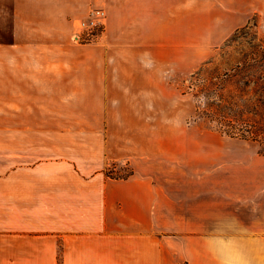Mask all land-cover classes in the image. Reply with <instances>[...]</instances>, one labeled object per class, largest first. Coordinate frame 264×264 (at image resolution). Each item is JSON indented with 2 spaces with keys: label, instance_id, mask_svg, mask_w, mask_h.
Wrapping results in <instances>:
<instances>
[{
  "label": "crops",
  "instance_id": "1",
  "mask_svg": "<svg viewBox=\"0 0 264 264\" xmlns=\"http://www.w3.org/2000/svg\"><path fill=\"white\" fill-rule=\"evenodd\" d=\"M106 3V29L88 59L78 66L45 64L37 75L45 84V106L118 104L123 98L134 104L142 95L153 98L138 92L137 73L146 74L155 88L163 50L173 55L179 46L192 50L197 43L199 55L209 61L255 14L264 16V0ZM177 30L184 33L180 42ZM90 118L89 128L72 129L61 124L63 119L57 125L47 119L38 131L61 141L108 131L105 117ZM85 146L97 154L95 146ZM52 147L51 152L45 145V166L36 169L41 178L0 180V264H178L179 259L264 264V155L259 150L249 162L251 175L238 164L232 168L242 180H197L195 193L186 194L185 201L167 198L173 202L164 215L156 180H107L96 162L80 165L67 156L49 157L61 149ZM199 170L207 174V167ZM163 228L182 236L163 237Z\"/></svg>",
  "mask_w": 264,
  "mask_h": 264
},
{
  "label": "rangeland",
  "instance_id": "2",
  "mask_svg": "<svg viewBox=\"0 0 264 264\" xmlns=\"http://www.w3.org/2000/svg\"><path fill=\"white\" fill-rule=\"evenodd\" d=\"M98 9L106 11L107 24L106 0H0V180H35L40 172L36 169L45 166V145L51 152L56 149L52 146H61L56 154L47 153L51 158L67 156L80 165L96 162L97 172L107 180H156L163 191L164 215L173 202L167 198L185 201L186 194L195 193L197 180H242L233 165L250 169L260 145L227 136L197 114L205 108L207 88L215 77L230 70L243 54L264 51V16L255 14L239 37L229 43L234 32L209 61L207 55H199L197 43L192 50L179 46L173 55L163 50L155 88L146 74L137 73L138 92L153 98L142 95L134 104L123 98L118 104L45 106V84L37 75L45 64L78 66L88 59L89 50L100 46L106 24L97 36L87 34L76 42L74 35L80 21ZM176 35L178 42L184 39L182 31ZM170 62L174 67L167 68ZM236 79L229 90L235 89ZM94 116L106 118L108 131L63 141L38 131L45 129L47 119L56 125L63 119L61 124L71 129L89 128ZM85 145L95 146L97 154ZM202 167H207V174L199 170ZM162 235L182 236L169 228H163ZM177 263L187 264L184 259Z\"/></svg>",
  "mask_w": 264,
  "mask_h": 264
},
{
  "label": "trees",
  "instance_id": "3",
  "mask_svg": "<svg viewBox=\"0 0 264 264\" xmlns=\"http://www.w3.org/2000/svg\"><path fill=\"white\" fill-rule=\"evenodd\" d=\"M237 59L230 70L214 78L207 88L205 108L197 115L215 123L227 136L258 143L259 153L264 155V51L243 54ZM234 78H237L236 87L229 90L228 85Z\"/></svg>",
  "mask_w": 264,
  "mask_h": 264
},
{
  "label": "built area",
  "instance_id": "4",
  "mask_svg": "<svg viewBox=\"0 0 264 264\" xmlns=\"http://www.w3.org/2000/svg\"><path fill=\"white\" fill-rule=\"evenodd\" d=\"M106 24V11L103 9H98L92 13V15L80 21V31L74 35V40L79 42L87 34L97 36L95 32L103 30V25Z\"/></svg>",
  "mask_w": 264,
  "mask_h": 264
}]
</instances>
